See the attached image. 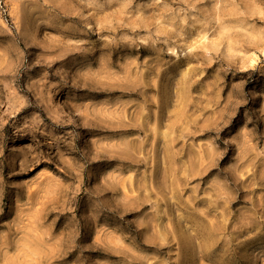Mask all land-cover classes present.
<instances>
[{
    "label": "rangeland",
    "instance_id": "rangeland-1",
    "mask_svg": "<svg viewBox=\"0 0 264 264\" xmlns=\"http://www.w3.org/2000/svg\"><path fill=\"white\" fill-rule=\"evenodd\" d=\"M0 264H264V0H1Z\"/></svg>",
    "mask_w": 264,
    "mask_h": 264
},
{
    "label": "built area",
    "instance_id": "built-area-1",
    "mask_svg": "<svg viewBox=\"0 0 264 264\" xmlns=\"http://www.w3.org/2000/svg\"><path fill=\"white\" fill-rule=\"evenodd\" d=\"M1 1V0H0Z\"/></svg>",
    "mask_w": 264,
    "mask_h": 264
}]
</instances>
